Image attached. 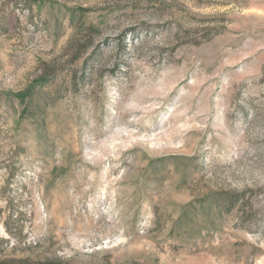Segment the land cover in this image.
I'll use <instances>...</instances> for the list:
<instances>
[{
	"label": "rangeland",
	"instance_id": "1",
	"mask_svg": "<svg viewBox=\"0 0 264 264\" xmlns=\"http://www.w3.org/2000/svg\"><path fill=\"white\" fill-rule=\"evenodd\" d=\"M0 238L62 264H264V0H0Z\"/></svg>",
	"mask_w": 264,
	"mask_h": 264
},
{
	"label": "trees",
	"instance_id": "2",
	"mask_svg": "<svg viewBox=\"0 0 264 264\" xmlns=\"http://www.w3.org/2000/svg\"><path fill=\"white\" fill-rule=\"evenodd\" d=\"M2 197L0 191V199ZM10 245L9 239L0 238V264H62L58 262L41 261L29 257H9L6 248Z\"/></svg>",
	"mask_w": 264,
	"mask_h": 264
}]
</instances>
